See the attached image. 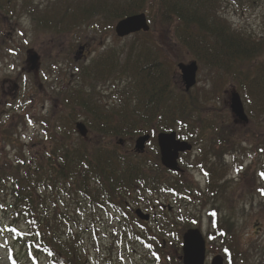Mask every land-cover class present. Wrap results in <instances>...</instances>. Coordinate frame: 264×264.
I'll return each mask as SVG.
<instances>
[{
    "label": "trees",
    "instance_id": "1",
    "mask_svg": "<svg viewBox=\"0 0 264 264\" xmlns=\"http://www.w3.org/2000/svg\"><path fill=\"white\" fill-rule=\"evenodd\" d=\"M32 1L21 0L19 8L31 6ZM217 1L55 0L56 3L37 11L33 17L39 29L67 34L91 21L93 23L98 15L106 14L116 20L144 12L150 23H158L165 32L174 25L177 40L195 60L230 75L237 82L246 110L251 115L263 116L264 63L257 62L256 57L264 51V40L227 27L224 19L215 15ZM17 8L16 0H0V13L9 15ZM169 23L172 25L167 30ZM42 53L43 56L51 55L49 51ZM159 54L160 51L152 50L150 45L141 41L133 44L122 60L110 50L76 72V85L70 86L73 88L65 85L58 90L55 95L60 102H66L63 106L67 114L72 113L70 107L74 106L88 113L90 119L95 121L93 130L96 135L93 137L83 139L77 136V141H67V136L52 133L53 122L46 120L44 142H50V146L37 150L34 157L26 158L19 152L20 160H11L6 152L0 150V188L7 187L16 216V220L13 218L5 228L15 241L22 239L23 235L18 232V223L26 228L22 247L29 259L27 264H39L40 256L46 258V264H86L79 231L71 225V215L59 211L53 193L49 197L52 200L46 201L49 190H69L71 192L65 195L76 197L78 204L83 201L88 209L113 211L123 220V229L130 238L145 243L152 251L157 264H181L174 254V245L164 236L172 231V225L179 227L180 231L189 228L192 217L178 214L173 219L161 211L159 219L152 217L150 222L145 223L132 214V208L142 206L150 210L156 207L155 201L161 197L177 200L184 196L200 195L203 203L217 200L219 189L224 188V175L214 162L209 161V155L217 156L215 147L228 146L230 141L221 125L212 122L214 119L205 120L202 115L194 114L197 112L195 110L200 109L195 108L192 102L188 103L185 95L174 96L170 90L169 69ZM116 69L118 76L112 74ZM113 75L118 80L126 78L128 82L122 88H117L113 98L116 104L107 107L93 96L94 83H105ZM253 124L250 120L246 126H250L254 140L263 144L264 122L258 123L256 128ZM10 127L1 134L3 143L13 139L15 131L9 132ZM178 128L192 134V143L207 142L206 151L200 149V154L190 164L205 173L208 185L204 190L187 179L186 175L174 174L160 165L154 137L149 143L150 155L126 151L116 143L109 145L116 138L130 139L149 130L169 132ZM206 132L214 138L210 140V134L206 138ZM50 134L54 137H50ZM262 167L260 177L264 173V164ZM224 196L225 193L221 197L224 199ZM49 210L55 216L64 218V232L59 233V225L48 219ZM208 218L213 230L207 236L214 237L217 245L222 247L224 264L247 261L250 250H242L238 246L229 218H219L215 206L209 209ZM151 223L155 225L149 226ZM179 230L178 238L181 236Z\"/></svg>",
    "mask_w": 264,
    "mask_h": 264
},
{
    "label": "rangeland",
    "instance_id": "2",
    "mask_svg": "<svg viewBox=\"0 0 264 264\" xmlns=\"http://www.w3.org/2000/svg\"><path fill=\"white\" fill-rule=\"evenodd\" d=\"M54 1L33 0L31 6L21 9L19 8L21 0H16L18 6L16 12L9 15L0 13V137L9 125H11L9 132L15 131L13 141L3 143L0 139V150L6 152L11 160H20L19 152L26 158L34 157L37 150L50 146V142L48 144L44 142L46 120L53 122L52 133L67 136V141L70 142L77 141L78 135L74 128L77 121L85 124L90 138L96 135L93 130L95 121L90 119L89 114L74 106L70 107L72 113L67 114L63 106L66 102H60L55 94L65 85L73 88L70 86L76 85L75 80L73 81L76 71L92 59L113 50L122 60L133 44L138 41L144 42L150 45L152 50L160 51L159 58L169 69L170 90L174 96L185 95L188 103L192 102L195 108L200 109L195 110L197 112L194 114L202 115L205 120L214 119L212 122L221 125L223 133H227L230 144L221 148L216 146L217 156L209 155V161L214 162L224 175L225 190L219 189L220 196L217 200L203 203L200 195L184 196L177 200L172 197H161L155 201V208L152 207L150 210L142 206L140 208L151 213L155 219H159L161 211L173 219L178 214L190 215L192 217L190 227L199 228L205 237L206 264H208L211 257L216 254L221 255L222 251L215 238L207 236L209 233L212 234L213 230L208 211L215 206L219 218H229L240 249L250 250L247 261L240 264H264V178L260 177L264 164V143L254 140L250 126H240L241 124L236 122L229 111L231 92H238L242 98L236 80L231 79L230 75L221 69L209 67L204 62L195 60L190 51L177 40L175 26L171 27L170 23L167 30L170 27L171 29L165 32L158 23L154 25L148 21L150 26L148 32L135 33L125 38L117 37L114 32V27L120 19H110L106 14L98 15L93 23L91 21L67 34H55L53 30L39 29L36 27L37 22L33 15H36L37 11L44 10L47 5L56 3ZM217 3L215 15L224 19L226 26L232 31L264 40V1L218 0ZM174 23L176 24L175 20ZM78 46H83L84 49L82 56L74 60ZM48 51L51 55L43 56L42 52ZM31 54H36L38 57L33 71L29 70L27 61V57ZM191 60L196 61L198 67L196 84L185 93L177 64H187ZM256 61L264 63V51L256 57ZM117 69L112 74L118 76ZM114 75L105 83H94L93 96L107 107L116 104L113 98L118 91L117 88H122L128 82V79L118 80ZM244 108L255 128L259 126L258 123L264 122V115H251L246 110L245 104ZM149 132L151 136L157 133L153 130ZM175 132L181 140L192 143V134H188L190 132H182L179 128ZM209 134L206 132L205 137L207 138ZM50 137L54 135L50 134ZM208 137L210 140L214 138L211 134ZM135 138L136 136L130 139L116 138L109 145L117 144L118 139H123L122 148L132 151ZM192 144V150L181 155L180 165L186 168L184 175L204 190L208 185L207 177L198 167L190 164L194 163L200 154V149L206 151L207 142ZM146 148V154L150 155L149 144ZM66 192L71 191L49 190L46 193V201L52 200L49 197L53 193L59 211L71 215V225L77 227L80 234L86 264H157L154 254L147 245L131 239L124 231V223L119 215L107 209H88L83 201L78 204L76 197L73 195L69 197L65 195ZM224 193L223 199L221 196ZM168 205L172 207L171 211L162 209V206ZM14 216L13 200L7 187L2 186L0 188V264H11V262L27 264L29 260L26 250L22 247L26 228L18 223V232L20 235L23 234L22 239L19 238L18 241L6 231L5 225L13 218L16 220ZM48 219L59 225V233L64 232L63 217L55 216L49 210ZM154 225L155 223H151L149 226ZM171 228L172 231H168L164 239L174 245L173 248L176 249L174 254L179 257L181 255V236L177 237L179 227L172 225ZM180 230L179 235L186 229ZM38 263L46 264V258L40 256Z\"/></svg>",
    "mask_w": 264,
    "mask_h": 264
},
{
    "label": "water",
    "instance_id": "3",
    "mask_svg": "<svg viewBox=\"0 0 264 264\" xmlns=\"http://www.w3.org/2000/svg\"><path fill=\"white\" fill-rule=\"evenodd\" d=\"M148 32L149 24L144 13L134 14L119 20L114 32L117 37L124 38L137 32ZM84 47H78L77 56L82 54ZM77 59V57H75ZM38 57L36 54H31L27 57L29 69L34 70ZM177 68L180 72L184 91L188 92L196 84L197 64L191 61L187 64L178 63ZM229 109L231 114L243 124L248 123V117L245 113L244 106L238 92L233 91L229 98ZM75 129L79 136L86 137L87 129L81 122L75 124ZM150 135L144 134L138 136L134 140L133 150L137 154H141L145 150L146 143L149 141ZM123 141L119 140V144ZM156 143L159 151L160 164L167 170L180 172L178 166V157L180 153L188 152L192 149L190 143L177 139L176 133L160 132L156 135ZM168 210L170 208L168 207ZM135 216L141 221H149V214L143 212L140 208L134 210ZM206 258L205 240L202 232L198 228H189L181 235V255L178 259L182 264H204ZM209 264H223V257L219 254L214 255Z\"/></svg>",
    "mask_w": 264,
    "mask_h": 264
},
{
    "label": "snow or ice",
    "instance_id": "4",
    "mask_svg": "<svg viewBox=\"0 0 264 264\" xmlns=\"http://www.w3.org/2000/svg\"><path fill=\"white\" fill-rule=\"evenodd\" d=\"M262 178H264V173L261 174Z\"/></svg>",
    "mask_w": 264,
    "mask_h": 264
}]
</instances>
